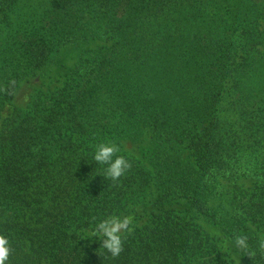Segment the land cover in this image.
I'll use <instances>...</instances> for the list:
<instances>
[{"label": "trees", "instance_id": "16d2710c", "mask_svg": "<svg viewBox=\"0 0 264 264\" xmlns=\"http://www.w3.org/2000/svg\"><path fill=\"white\" fill-rule=\"evenodd\" d=\"M0 235L6 264H264V0H0Z\"/></svg>", "mask_w": 264, "mask_h": 264}, {"label": "clouds", "instance_id": "9594fccd", "mask_svg": "<svg viewBox=\"0 0 264 264\" xmlns=\"http://www.w3.org/2000/svg\"><path fill=\"white\" fill-rule=\"evenodd\" d=\"M120 151L118 145L114 143H101L96 146L93 153V160L97 164L104 165V174L106 179L111 181H118L131 167L129 160L123 155H116ZM133 225V218L131 216H112L110 218L102 219L95 224L92 235L97 233L102 237V246L113 257L118 256L122 251V235L121 233L130 232ZM247 236H236L232 245L238 249H246ZM9 239L6 236L0 235V264H6L9 255ZM264 248V244L261 245Z\"/></svg>", "mask_w": 264, "mask_h": 264}, {"label": "rangeland", "instance_id": "374dc122", "mask_svg": "<svg viewBox=\"0 0 264 264\" xmlns=\"http://www.w3.org/2000/svg\"><path fill=\"white\" fill-rule=\"evenodd\" d=\"M31 91H32L31 85H27L26 87H23L17 93L15 104L18 107H25L28 104V102H29V97H30ZM10 112H11V108L6 107L4 112L1 113V117L3 119L7 118V116L10 114ZM236 264H241V263L240 262H236Z\"/></svg>", "mask_w": 264, "mask_h": 264}]
</instances>
